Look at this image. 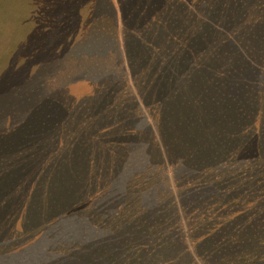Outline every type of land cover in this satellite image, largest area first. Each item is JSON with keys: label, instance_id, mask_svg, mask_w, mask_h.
<instances>
[{"label": "trees", "instance_id": "16d2710c", "mask_svg": "<svg viewBox=\"0 0 264 264\" xmlns=\"http://www.w3.org/2000/svg\"><path fill=\"white\" fill-rule=\"evenodd\" d=\"M12 1L2 32L0 20V264L128 253L153 264L149 234L128 252L132 232L107 219L130 224L141 210L155 226L194 207L188 221L222 192L206 169L243 162L239 185L264 173L249 164L264 152V0H51V21L32 8L22 17L32 0ZM29 36L48 40L23 54ZM183 168L180 206L170 174ZM142 174L146 188L131 187Z\"/></svg>", "mask_w": 264, "mask_h": 264}, {"label": "rangeland", "instance_id": "374dc122", "mask_svg": "<svg viewBox=\"0 0 264 264\" xmlns=\"http://www.w3.org/2000/svg\"><path fill=\"white\" fill-rule=\"evenodd\" d=\"M51 5V0H32L31 6L29 5L25 9L26 13H24V15L22 14V17L26 18L27 12L32 8V10L36 9L38 12H44V19L51 21L52 16L49 11ZM11 6H15L12 0H0L1 32L3 31L4 25L15 16L16 11L11 10ZM19 25L21 26V23H19ZM15 33H18L17 29L13 32V35H15ZM18 35L20 36V33ZM44 39L48 40V38L38 36V42L35 43L31 40V36H29L28 40L30 46L20 50V52L24 51L25 53L23 54H26L36 44L45 46L46 43ZM21 44H23V42H21ZM208 57L209 56L206 55L202 59L204 64H209L207 63L208 60H206ZM212 66L215 65L212 64ZM3 74H6V72ZM21 78L22 74L14 78V80L21 82ZM5 79H10V76H5ZM0 90H9L8 84L1 83ZM141 124L142 123L138 122L139 126ZM255 135L256 138L258 135L259 138H263L262 132H257ZM140 138H142L141 134L137 133L135 144H139ZM259 138H257V141ZM143 145L145 144L143 143ZM252 153L253 156L250 158V166H254V164L257 163L264 168V152L258 159L255 157L256 154L254 152ZM119 159V155L113 158L114 165L119 163ZM97 163H105V160L99 161L98 159L96 165H98ZM242 164L243 162L239 161L237 164L231 162L229 164L230 167L226 170L229 174L226 173V175H219L220 172L209 169H206L204 171L205 173L199 174L200 177L209 178L211 181H216L215 178H217L222 192H216L214 199H209L210 204H212L211 208H209V206L197 208L201 212L193 214L188 221L185 220L184 215L186 212H191L194 207H187L185 210L178 207L183 211H181L184 213L183 216L179 215L177 219L173 221H164L165 219H163L155 226L150 224L151 222H144L142 218L143 215L141 216L140 214L141 210L137 211V217L135 219H131L136 222L128 224V222L125 223L126 221L122 220L107 219L112 222L102 226L108 227V229L113 231L120 232L126 230L128 233L132 232L133 239L129 241L124 240L126 242L125 249H127V251L129 249V244H135L141 237L142 242L138 243H148L146 235L149 234L152 238L149 249L152 251L154 245L160 249L158 252H153L150 255L145 254L146 257L151 258L153 264H243L246 261H251L254 264H264V179H262L264 173L262 175H256V179L254 180H249L247 178L239 185L241 179L237 178L235 180L233 174H243ZM245 168L248 170L249 167ZM185 169L186 168H183L184 171L178 170L174 175L170 174L172 180L171 184H175L178 187L175 192L178 193L177 196L180 206H182L183 203L186 204L180 197L186 180ZM144 178L145 175L142 174L141 178H136L134 176L129 179V177H127V180L131 187L139 185L142 188H146ZM148 182L151 183L149 179ZM102 184L108 185L107 182H103ZM233 186H237V189L230 190ZM131 195L132 192H130V194L128 193L127 197L130 204L133 203L132 197H130ZM163 196L167 197L169 200V196L166 193H164ZM155 197H157V194H152V198ZM227 202L229 205L225 206L224 204ZM134 203L138 204L137 206L134 204V208L136 209L139 205H142L141 202ZM91 212L94 213L96 220H98L96 213L93 210H91ZM172 214L175 216V210L173 209ZM18 218H21V215H19ZM97 224H100L99 221H97ZM144 229L146 231H144ZM66 246L67 243L62 244L63 248ZM3 250L6 251L8 248H3ZM126 257L127 258H123L122 255L119 259L117 257L115 259L112 257L110 262L114 261L112 264L140 263L137 258H133V260L130 261V253H128Z\"/></svg>", "mask_w": 264, "mask_h": 264}]
</instances>
